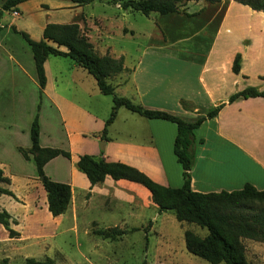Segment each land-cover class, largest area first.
<instances>
[{
	"label": "crops",
	"instance_id": "obj_1",
	"mask_svg": "<svg viewBox=\"0 0 264 264\" xmlns=\"http://www.w3.org/2000/svg\"><path fill=\"white\" fill-rule=\"evenodd\" d=\"M89 3L23 0L17 5L18 14L4 11L7 15L1 17L0 168L7 180L0 177V186L13 195L0 191V210L9 212L10 225L18 231L17 236L7 234V240L24 241L33 231L51 237L67 229H76L77 233L79 216L93 208L99 209L102 217H109L110 225L135 224L143 217L144 209H152L150 190L137 181L114 179L107 174L102 182L91 184L75 166L84 153L134 166L163 185L182 183L181 166L173 152L175 122L146 117L121 105L103 138L112 94L101 92L95 77L70 56L51 53L43 63L45 84L40 95L31 45L12 29V24L31 38L40 39L47 22H69L83 13L78 24L94 50L100 55L122 57L123 68L107 77L115 94L185 119L220 104L217 113L204 119L194 131L195 158L190 171L193 190L231 191L246 182L263 189L264 97L232 101L228 97L247 86L264 88V10L237 0H199L197 7L186 12H195L192 27H197L196 32L213 33L209 41L147 39L141 47L135 43L138 55L128 56L132 49L126 45L114 48L111 38L114 33L131 37L135 29L120 20L113 31L111 21L105 23L104 12L99 14L101 23L95 24L93 13L84 8ZM46 41L67 50L62 44ZM237 54L240 67L235 72L232 64ZM36 112L39 144L70 152V158L58 154L43 165L50 178L67 182L71 188L66 210L57 215L47 208L46 191L33 158H25L18 149L31 145L30 126ZM40 207L52 225L37 217ZM65 214L71 223L60 229ZM92 223L100 226V219L91 216L87 226Z\"/></svg>",
	"mask_w": 264,
	"mask_h": 264
},
{
	"label": "trees",
	"instance_id": "obj_2",
	"mask_svg": "<svg viewBox=\"0 0 264 264\" xmlns=\"http://www.w3.org/2000/svg\"><path fill=\"white\" fill-rule=\"evenodd\" d=\"M23 0H0V28L1 17L4 11L16 9L18 3ZM75 4H86L92 0H68ZM183 2L186 0H182ZM215 1V0H209ZM248 4L255 9L264 10V0H237ZM181 0H123V8L132 7L144 14L151 11L164 14L168 12L184 11L180 7ZM14 31L19 32L31 45L37 75L39 79V94L41 95L45 84L43 63L48 54H64L70 56L78 65L91 73L97 82L98 88L103 93L112 94V106L109 116L106 118L102 136L105 137L106 127L115 117L117 108L125 106L146 117H158L171 120L176 123V134L173 140V152L181 166L182 183L179 186L163 185L152 179L142 170L120 161H107L101 156L81 154L75 162V166L83 171L91 184L100 183L105 175L109 174L114 179L127 178L137 181L146 186L152 195L157 210L172 211L179 221L195 222L201 227H206L205 235H199L191 229L184 230V244L187 251L206 259L212 264L223 262L224 264H251L247 259L245 250L241 244L244 237L264 240V188L257 189L254 185L246 182L241 188L231 191H208L193 190L190 186L191 168L195 158V128L206 118L215 115L220 104L208 108L204 113L192 119H185L175 113L149 108L130 98L117 95L113 91V85L107 81V77L123 68L122 57L116 58L109 53L98 54L85 34L82 33L78 19L69 22H47L40 39H33L29 34L11 25ZM46 39L64 45L67 50L63 51L49 44ZM240 67L239 55L233 60L232 69L237 72ZM264 97V88L247 86L229 95L232 101L240 97L256 96ZM31 145L19 146L18 149L25 158L32 157L37 174L46 191L47 208L52 215H57L66 210L71 197V188L67 182L57 181L50 178L44 171V163L51 157L62 154L70 158V152L63 148L41 146L39 144V122L36 112L30 126ZM3 180L6 177L1 176ZM1 192L13 195V192L0 186ZM261 205H255V202ZM11 215L5 209L0 210V223L7 230L8 236H17L18 231L10 225ZM136 229L131 227L129 230ZM94 233L102 237L115 238L128 229L118 225L109 227H95ZM25 264H53L49 256L42 259L33 256L25 257ZM2 264H7V258L2 259Z\"/></svg>",
	"mask_w": 264,
	"mask_h": 264
},
{
	"label": "rangeland",
	"instance_id": "obj_3",
	"mask_svg": "<svg viewBox=\"0 0 264 264\" xmlns=\"http://www.w3.org/2000/svg\"><path fill=\"white\" fill-rule=\"evenodd\" d=\"M122 1L92 0L84 8L86 12L93 13L95 24L101 23L99 14L104 12L106 14L105 23L108 24L111 21L114 26L113 31L116 30L120 20L135 29L136 32L131 37L114 33L111 38L114 48L126 45L129 50L132 49L128 56L138 55L140 50H134L135 43L141 47L147 39L153 42L160 40L204 42L209 41L213 35L210 31L196 32L197 27H192L193 14L188 15L184 11L164 14L151 11L149 14H144L132 7L123 8ZM181 2L180 7L185 11H190L198 6L199 0L184 2L181 0ZM186 4L190 5L186 7ZM11 10H9L10 13H12ZM6 15L3 12L2 16ZM82 15L83 13H78L74 18L79 19ZM254 204L260 206L261 202L256 201ZM143 211V217L137 219L135 224H116L128 231L113 239L94 233L93 228L95 227L114 226L110 225L111 222L108 223L109 217H102L103 215L97 208L79 216L77 233L74 232L76 229H73V232L68 229L61 230L54 237L46 236L45 233L37 235L33 231L24 241H8L7 233L4 232V227L0 223V264L5 254L10 256L6 257L7 264H25V256H34L38 259L49 256L53 264H212L187 251L184 245L185 229H191L202 236L207 232L206 227H201L191 221H179L169 210L159 212L155 203L152 209ZM66 214L60 229L68 227L71 223L70 217ZM91 216L100 219V226L95 223L87 226V221ZM37 217L49 226L52 225L43 207L38 210ZM131 227H136V229L129 230ZM163 236H168V241L161 240ZM241 244L251 264H262L264 240L244 237L241 239ZM167 245L170 247L167 248Z\"/></svg>",
	"mask_w": 264,
	"mask_h": 264
},
{
	"label": "built area",
	"instance_id": "obj_4",
	"mask_svg": "<svg viewBox=\"0 0 264 264\" xmlns=\"http://www.w3.org/2000/svg\"><path fill=\"white\" fill-rule=\"evenodd\" d=\"M11 11H12L13 14H18L17 9H12Z\"/></svg>",
	"mask_w": 264,
	"mask_h": 264
},
{
	"label": "water",
	"instance_id": "obj_5",
	"mask_svg": "<svg viewBox=\"0 0 264 264\" xmlns=\"http://www.w3.org/2000/svg\"><path fill=\"white\" fill-rule=\"evenodd\" d=\"M103 143H104V141H103V140H101V141H100V146H102V145H103Z\"/></svg>",
	"mask_w": 264,
	"mask_h": 264
}]
</instances>
